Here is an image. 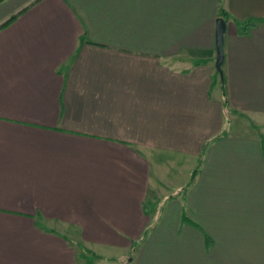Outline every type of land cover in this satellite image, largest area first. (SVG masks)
<instances>
[{"label": "crops", "instance_id": "0c3cea01", "mask_svg": "<svg viewBox=\"0 0 264 264\" xmlns=\"http://www.w3.org/2000/svg\"><path fill=\"white\" fill-rule=\"evenodd\" d=\"M14 15L0 264H264V0H0Z\"/></svg>", "mask_w": 264, "mask_h": 264}, {"label": "water", "instance_id": "95a60500", "mask_svg": "<svg viewBox=\"0 0 264 264\" xmlns=\"http://www.w3.org/2000/svg\"><path fill=\"white\" fill-rule=\"evenodd\" d=\"M226 30V22L222 18H217L215 24V69L221 75V64L223 62V36Z\"/></svg>", "mask_w": 264, "mask_h": 264}, {"label": "trees", "instance_id": "16d2710c", "mask_svg": "<svg viewBox=\"0 0 264 264\" xmlns=\"http://www.w3.org/2000/svg\"><path fill=\"white\" fill-rule=\"evenodd\" d=\"M14 17H15V15L12 16V17H10L5 23L1 24L0 27L6 25V24H7L8 22H10ZM219 17L222 18L225 22H227V21L229 20V15H228L226 12H224L223 10H220V11H219ZM253 24H254L253 21H250V22L246 23V24L244 25V28H245L244 30H246L249 26H252ZM216 74L219 76V81H220V83L223 84V78H222V75H220L218 72H216ZM221 88H222V94H223V97L225 98V95H226V94H225L224 87L221 86ZM224 102H226V101L224 100ZM263 146H264V145H263ZM195 174H196V169L193 170L188 185L193 181V178H194Z\"/></svg>", "mask_w": 264, "mask_h": 264}, {"label": "rangeland", "instance_id": "374dc122", "mask_svg": "<svg viewBox=\"0 0 264 264\" xmlns=\"http://www.w3.org/2000/svg\"><path fill=\"white\" fill-rule=\"evenodd\" d=\"M88 255L84 258L78 257L77 258V264H104V262L96 261L94 256H93V253L88 252Z\"/></svg>", "mask_w": 264, "mask_h": 264}]
</instances>
